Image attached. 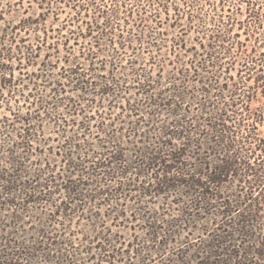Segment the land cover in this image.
I'll return each mask as SVG.
<instances>
[{
    "label": "trees",
    "instance_id": "trees-1",
    "mask_svg": "<svg viewBox=\"0 0 264 264\" xmlns=\"http://www.w3.org/2000/svg\"><path fill=\"white\" fill-rule=\"evenodd\" d=\"M0 21V264H264V0Z\"/></svg>",
    "mask_w": 264,
    "mask_h": 264
},
{
    "label": "rangeland",
    "instance_id": "rangeland-1",
    "mask_svg": "<svg viewBox=\"0 0 264 264\" xmlns=\"http://www.w3.org/2000/svg\"><path fill=\"white\" fill-rule=\"evenodd\" d=\"M65 10H68V8H66ZM62 16H64V14H62ZM5 18H8V16H6V14H5ZM0 24H1V21H0ZM67 49L69 50V53H71V57H72V45H69ZM63 53H64V51H61V53H58V54H59V55H62ZM53 59H56V56H54ZM58 63L61 64L60 61H59ZM55 72H56V71H55ZM55 72H54V73H55ZM65 94H66V95H69V96H72V90H68ZM262 130H264V127L262 128ZM70 132L72 133V131H70ZM134 226H136V225H134ZM114 229H115V227H114ZM127 232H129V231H125V234H126ZM137 233H138L139 235H142V234H143V231L138 230Z\"/></svg>",
    "mask_w": 264,
    "mask_h": 264
}]
</instances>
